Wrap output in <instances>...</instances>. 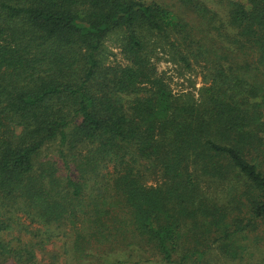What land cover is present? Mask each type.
<instances>
[{
    "label": "trees",
    "instance_id": "1",
    "mask_svg": "<svg viewBox=\"0 0 264 264\" xmlns=\"http://www.w3.org/2000/svg\"><path fill=\"white\" fill-rule=\"evenodd\" d=\"M212 1L0 0V264L250 253L264 228V0ZM157 51L197 68V94L172 95Z\"/></svg>",
    "mask_w": 264,
    "mask_h": 264
},
{
    "label": "rangeland",
    "instance_id": "2",
    "mask_svg": "<svg viewBox=\"0 0 264 264\" xmlns=\"http://www.w3.org/2000/svg\"><path fill=\"white\" fill-rule=\"evenodd\" d=\"M206 5L214 11H218V7L212 0H202ZM173 4V3H172ZM173 10L178 9V5L173 4ZM176 12V11H175ZM220 14V13H219ZM222 17V15H221ZM187 19L191 20V17L187 15ZM105 46L107 47L110 54V61L120 62L121 56L119 54V49L115 44V41L109 39ZM157 76H163L165 82L167 83L172 95H177L181 93L191 92L192 94H197L196 90L202 85L201 78L198 75V70L195 68V72L188 70H181L179 65H176L169 60V56L165 53L157 51L154 58L152 59ZM193 85V86H192ZM42 156L52 157V150L42 153ZM249 240L247 241V247H249L250 253L242 261H230L224 259L218 255L215 251H211V256L209 257V264H264V228L260 226L255 232L248 235ZM62 242V241H61ZM254 242V243H253ZM124 254V249L117 248L111 255H121ZM62 254L61 243L54 241V245H47L45 251V261L47 262L52 255ZM64 258L61 260L63 263Z\"/></svg>",
    "mask_w": 264,
    "mask_h": 264
}]
</instances>
